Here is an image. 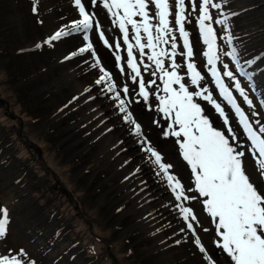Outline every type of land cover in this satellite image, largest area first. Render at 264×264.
<instances>
[{
    "label": "rangeland",
    "instance_id": "rangeland-1",
    "mask_svg": "<svg viewBox=\"0 0 264 264\" xmlns=\"http://www.w3.org/2000/svg\"><path fill=\"white\" fill-rule=\"evenodd\" d=\"M82 1L85 6H91L101 21L113 20L103 8L102 0H97L95 6L91 0ZM217 2L223 8L219 12L212 9L214 20L228 17L226 25L213 23L218 32L217 43L226 52L231 50V46L235 48L240 67L236 61L230 63L229 56L224 55V60L221 55V60L229 65L236 78L241 79V86L245 84L248 90L251 89L253 106L244 102L234 87V81L227 77L224 80L253 127L258 129L264 125V0ZM74 8V0H0V119L7 126L4 135L0 133V141L5 139L0 146L13 143L23 153L30 152L28 147H33L34 155L37 153L46 163L42 164L28 154V159L34 161V166L28 169L30 175L33 176V170H37L41 177L49 178L47 186L50 187L38 200L42 207H37L38 202L28 204L27 201H22L20 209L15 205L10 207L1 198L5 184L0 162V210H7L9 219L8 231L0 237V262L7 257L18 260L19 264H207L179 209L175 208L171 217L163 213L165 209L159 202L162 199L169 203L176 200L175 193L166 177L162 173L157 175L158 166L149 159L150 153L144 151L147 144L141 143L146 138L157 151L160 150L164 160L166 158L167 162L175 165V160L169 159L170 152L164 149L173 148L178 158V167H175L179 175L184 172L192 174L190 166L183 161L178 138L164 135L171 121L157 110L159 96L165 95L163 82L158 75H152L155 68L145 71L141 67V75L151 93L145 101L139 95L138 83L131 80L134 73L127 67L126 45L122 40L123 50L116 54L124 59L117 61L116 54L98 38L95 28L88 33L101 63L112 74L115 91L120 92V98L126 101L128 110L141 125L144 135L136 136L133 126L124 120L125 114L119 110V101L113 99L115 92L107 91V84L95 83L101 73L98 68L91 67L94 57L89 53L72 55L87 44L83 40L84 34L62 37L51 45L45 43L55 32L61 28L68 31L72 21L81 18L79 15L69 17ZM51 27L56 28L51 31ZM189 31L194 48L193 62L198 69L199 62L205 67L202 84L210 91L215 89L214 98L226 106L246 152V172L251 174L250 178L258 179V169L251 158V142L239 125L235 110L220 96L208 71L210 66L203 55L207 46L194 16L190 17ZM176 36L179 53L183 40L178 33ZM63 47L68 48L64 54L61 52ZM167 49L171 51L170 47ZM176 60L182 65L180 72L187 79L186 58L177 55ZM122 65L125 84L129 88L127 95L122 91L124 85L118 80ZM169 65L170 61L165 59V66ZM217 67L222 69V64L218 62ZM241 70L244 75H241ZM150 80H156L158 88L149 86ZM82 87L90 90V99L83 98ZM207 104L203 108L213 127L225 130L223 118L215 109L208 111ZM89 106L92 107L90 111L99 112L97 123L94 118L89 120ZM165 138L168 142H164ZM11 152L14 156L13 149L7 150L5 155L11 156ZM13 171L14 165L6 170L5 175ZM22 183L23 180L17 184ZM135 183L142 188L141 193L133 187ZM156 186H159L158 190ZM60 193L74 197L80 204L81 213L66 220L67 228L58 226L59 230L64 229L57 243L49 245L47 239L41 243L35 229L47 227L49 223L51 228H55L53 211L57 208ZM143 193L153 194L155 208L152 217L156 218L151 219L142 213L144 204L139 205L136 197ZM51 228L48 227L47 233L58 232V229ZM76 229L82 230L81 233ZM78 241H82L81 245ZM87 247L91 251L94 249L92 254L82 251Z\"/></svg>",
    "mask_w": 264,
    "mask_h": 264
},
{
    "label": "snow or ice",
    "instance_id": "snow-or-ice-1",
    "mask_svg": "<svg viewBox=\"0 0 264 264\" xmlns=\"http://www.w3.org/2000/svg\"><path fill=\"white\" fill-rule=\"evenodd\" d=\"M91 3L95 6L97 0H91ZM74 4L81 18L73 20L68 31L61 28L45 43L51 45L53 41L62 37L75 33L84 34L83 40L87 41V44L80 47L78 53L73 52L72 55L89 53L94 57L91 67L98 68L101 73L95 83L107 84V91L115 92L113 99L119 101V110L125 114L124 120L133 126L136 136L143 137L141 125L128 110L126 101L120 98V92L115 91L116 83L112 80V74L101 63L88 33L95 27L98 38L109 49L119 50L121 41L115 40L114 44L109 43L105 31L100 29L99 21L95 19L96 14L86 10L82 0H74ZM102 5L113 17L112 23L122 33V42L126 45L127 67L134 73L131 80L133 83H138L139 95L145 101L149 99L151 93L141 75L142 60L138 63L133 49L138 50L140 57L146 55V49L151 50L147 59L155 65L156 70L152 75L159 76L163 82L162 91L165 93L159 96L160 106L157 110L171 121L164 135L178 138L177 143L183 161L187 162L195 177V187L189 188L188 191H194L198 196L186 195L185 185L171 172L174 165L165 161L161 152L148 143L146 138L142 139L141 143L147 144L144 151L150 153L149 159L158 166L157 175L162 173L166 177L172 192L175 193L176 201L204 198L201 202L215 225L214 237L218 238L214 239V243L227 253L234 264H264V125L259 126L258 129L253 127L249 116L245 114L229 84L224 80V77H227L230 81H234V87L243 97L244 102L250 107L253 106L252 100L241 87L240 80L232 70H229V65L221 60V54L230 56L237 62V67H240L235 48L225 53L217 43L218 32L213 23L226 25L228 17L214 20L212 9L219 12L223 5L217 0H187V3L186 0H102ZM193 16L198 22L203 43L207 46V51L203 55L206 57L207 65L210 66L208 71L214 78L220 96L235 110L236 116L239 117L238 123L251 142V158L258 169V179L250 178L251 174L246 172V152L226 112V106H222V103L214 98L215 89L210 91L202 84L205 76L193 62V43L190 41L189 31L186 30V23H189L190 17ZM130 29L133 33L131 38ZM176 33L183 40L182 50L179 53ZM162 45H169L171 51ZM177 55L186 58L187 79L180 72L182 65L177 63ZM115 59L121 61L124 57L116 54ZM165 59L170 61L168 67L165 66ZM218 62L222 64V69L217 67ZM149 67L150 65H144V70L147 71ZM120 72H124L123 65L120 67ZM244 74L241 70V75ZM154 84H156L155 80L148 82L149 86ZM122 91L125 95L129 93L126 84ZM196 98L210 103L223 117L227 135L225 130H217L213 127L211 120L205 114V109ZM157 124L159 126V121ZM256 124L259 125L260 121L257 120ZM176 207L182 214L183 220L187 222V229L191 230L199 251L204 253V258L209 264H216L212 256L208 255V250L197 234V227L193 222L197 226L200 222L193 209L185 207L183 203L177 204ZM8 226V212L0 210V237L6 234ZM202 230L209 231L208 228ZM181 231L184 229L182 228ZM0 264H19V261L5 257Z\"/></svg>",
    "mask_w": 264,
    "mask_h": 264
},
{
    "label": "bare ground",
    "instance_id": "bare-ground-1",
    "mask_svg": "<svg viewBox=\"0 0 264 264\" xmlns=\"http://www.w3.org/2000/svg\"><path fill=\"white\" fill-rule=\"evenodd\" d=\"M72 6H73V3H72ZM85 8H86V10H88L90 12H94L93 9L91 8V6H89V5L85 6ZM151 8H152V6L150 5V9ZM78 15H79L78 10L75 7L74 11L70 12L69 17L73 18V17H77ZM95 19L99 21L100 29L105 31V36L109 38V43H113L114 44L115 40H120V41L122 40V33L120 32L119 28L115 24L112 23V20L108 19L106 22H104V21H101L100 18H98L97 16H95ZM189 27H190V22L186 23V30L189 31ZM54 28H56V27H51V28H49V30L52 31ZM95 31L98 34L97 30H95ZM132 35H133V33H132L131 29H130V38L132 37ZM189 38H190V31H189ZM190 40H191V38H190ZM133 43H134V40H133ZM96 47L99 48L100 50H102V48L99 45H97ZM162 47L168 48L170 46L169 45H162ZM106 48L109 49L107 46H106ZM67 50H68V48L63 47L61 49V52L64 54ZM109 50H111L112 52H114L116 54V53H118L119 51H121L123 49L120 48L119 50H116V49L113 48V49H109ZM222 50H223V52L226 53V51L224 49H222ZM232 50H233V46H231V50L228 51V52H231ZM133 52L135 53L134 55L137 56L138 63L142 60V63H141L140 66L143 67V69H144L143 65H150V67L148 69L151 68L153 70L155 68V65L151 61H149L147 59V55L151 54V50L146 49L145 50L146 55L144 57H140L139 56L138 50L136 48L133 49ZM221 55L223 56V59H224V55L223 54H221ZM225 56H227V55H225ZM227 58H228V56H227ZM229 58H230V63H231L232 62V58L230 56H229ZM199 65H200V67H199L198 70H202V75H204L205 67L203 66L202 62H199ZM237 79H239L241 81L240 78L237 77ZM118 80H120L119 83H122L123 85H125V78H124L122 73L118 74ZM158 86H159V83L156 81V84H154L153 87L154 88H156V87L158 88ZM241 87H243L245 89V92L248 95V98L250 100L254 101L253 97L251 96V89L248 90L247 89V85H245V84H243ZM81 90H84V93H82V96H83L84 99L87 100V99L91 98V92H90L89 89H87V88L84 89L82 87ZM196 99H197V102L200 103L202 107L204 106V104H207L206 101L202 100L201 98H196ZM238 101L239 100H237V102ZM91 109H92L91 106H89L88 109H87L89 111L88 114H90L89 120H92L94 118L95 119V123H97L96 120L99 118V116H98L99 112H96L95 110L94 111H90ZM206 109L211 112L214 108H213V106L208 105V107ZM221 118H223V117H221ZM216 121L219 123L220 122V118L218 117L216 119ZM166 123L168 124L167 120H166ZM236 132L239 135V130H237ZM226 134H228V133H226ZM164 142H168V139L165 138ZM159 149H161V148L159 147ZM164 149H165V151L170 152L169 159L170 160H175V162H173L175 165H174V168L172 169V174L177 175L178 178H180L181 183L185 185L186 195H188L190 197L194 196V195L198 196V193H195L194 191H188L189 188L194 189V187H195V177L192 174H190V172L189 173L184 172V174L181 173L179 175V173H178L179 171L176 168V167H178V161H177L178 158H177L173 148H170V149L169 148H164ZM165 161H168V160L165 158ZM133 187H135L139 191V193L142 192V188H140L137 185V183L133 184ZM156 188H157L156 190H158L159 186H156ZM134 192H135V194H137V191H134ZM145 194L146 193L137 195L136 200L139 202V205H140V203L144 204V207H143L144 209L142 210L143 214H147V216L151 217V219L156 218V217H152V215L154 214V210L153 209L155 208V206L153 204V202L155 200L152 197L153 194L152 193H150L148 195H145ZM140 199H141V202H140ZM202 199H204V198L190 199V200L182 201V203L184 204L185 207H191L193 209L194 213L196 214V216H197V218H198V220L200 222V225L197 226L195 224V222H193V224H194L195 227H197V234L201 237L202 243L205 245L206 249L208 250V255L212 256V258L216 262V264H234V262L231 261V259L227 256V253L224 252L221 248L217 247L216 244L214 243V239H218V238L214 237L215 225L213 224L211 217L208 216V214H207V212H206V210H205V208H204V206H203V204L201 202ZM177 202L178 201L174 200V201L169 203V202H166L163 199L159 202L161 204V208L165 209V211L163 212L165 214V216H169V217L172 216L173 210H175V208H177L176 207V205L178 204ZM202 228H208L209 231L208 232H204L202 230ZM203 255H204V253H203ZM204 260L206 261L207 264H209L208 260H206L205 258H204Z\"/></svg>",
    "mask_w": 264,
    "mask_h": 264
},
{
    "label": "trees",
    "instance_id": "trees-1",
    "mask_svg": "<svg viewBox=\"0 0 264 264\" xmlns=\"http://www.w3.org/2000/svg\"><path fill=\"white\" fill-rule=\"evenodd\" d=\"M5 129H7V126H6V124H4V121L1 118L0 119L1 136L4 135L3 132ZM3 141H5V139H2L0 141V145L2 144ZM0 148H6L4 150L0 149V162L2 163L1 173L3 174V176H2L3 177V183L5 184V189H4L5 192H3L1 195V198L5 199V202L2 200L3 203L10 206V207H11V205H15V207H17V209H20L21 205H22V201H24V202L27 201L28 204H34L35 202H38L39 199L41 200V197L50 188L47 186V184L49 182V178L48 177H46V178L41 177L40 173H38L37 170H33V173L35 175L34 174H33V176L30 175V172L28 169L32 168L34 166V161H30L28 159V154H32V156L36 160L38 159L42 164H45L46 161H44L42 159V157L40 158V156L37 155V153H36V155H34L35 150L33 149V147H28L30 152H25V153L21 152L19 149H16L17 147L15 148L13 143H9L8 145L6 144V146L2 145V146H0ZM31 148H32V151H31ZM11 149H13L14 156L12 155V152H11V156L5 155V152L7 150L11 151ZM16 150H17V152H16ZM12 165L15 166V171L11 172V174H9V175L8 174L5 175L6 170L11 169ZM17 167H20V168H17ZM20 173H21V177H20ZM37 176H40L39 180L35 181ZM17 177H20V178L16 179ZM21 180H23V183L17 184ZM63 204H64V206H63ZM35 206H36V204H35ZM42 206L43 205H41L40 202L37 203L38 208H40ZM55 207H57L53 211L54 219H56V222L53 223V226L55 228H51V223H49V225L47 227H37L35 229V231L38 232V234L40 235L39 241L41 243H42V240L44 241L46 239H47L49 245L57 243V238H59L61 231L64 228H67V221L66 220H68L73 215L81 213V211H79V210H81V207H80V204L77 202V200H75L74 197L65 196L64 194H61V193L59 194V198L57 200ZM44 212H42V214ZM60 225H63L64 228L59 230L60 227H58V226H60ZM48 227L51 228L52 230L58 229V232H56L54 230V232L52 234H49V233H47ZM76 231H78V229H76ZM81 231L82 230H79L78 232L81 233ZM93 233H95V231H93ZM77 243H79L81 245L82 241H78ZM84 249H87V250H84ZM82 251L84 253H88L87 255H90L93 253L92 251H94V249L91 251L87 247V248H83ZM105 264H109V262H107Z\"/></svg>",
    "mask_w": 264,
    "mask_h": 264
}]
</instances>
